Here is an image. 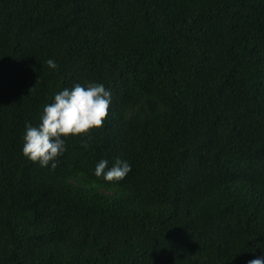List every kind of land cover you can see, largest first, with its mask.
I'll return each mask as SVG.
<instances>
[{
    "label": "trees",
    "instance_id": "trees-1",
    "mask_svg": "<svg viewBox=\"0 0 264 264\" xmlns=\"http://www.w3.org/2000/svg\"><path fill=\"white\" fill-rule=\"evenodd\" d=\"M85 81L111 92L104 126L33 163L26 123ZM101 159L131 171L107 182ZM258 257L264 0H0V264Z\"/></svg>",
    "mask_w": 264,
    "mask_h": 264
},
{
    "label": "clouds",
    "instance_id": "clouds-1",
    "mask_svg": "<svg viewBox=\"0 0 264 264\" xmlns=\"http://www.w3.org/2000/svg\"><path fill=\"white\" fill-rule=\"evenodd\" d=\"M46 63L51 69L59 67L52 59ZM110 104V90L95 81L75 83L71 89L59 91L54 95L53 102L44 106L38 126L26 123L23 155L41 167L51 162V167L55 169L57 158L66 150L65 140L70 136L86 137L81 140V145L87 148L93 139L92 131L104 126ZM130 171L131 165L126 161L117 159L109 168L108 161L101 159L94 174L107 182H114L123 180ZM248 264H264V257L252 259Z\"/></svg>",
    "mask_w": 264,
    "mask_h": 264
}]
</instances>
